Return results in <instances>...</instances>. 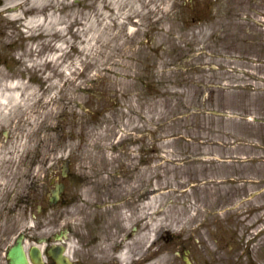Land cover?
<instances>
[{
    "label": "rangeland",
    "instance_id": "1",
    "mask_svg": "<svg viewBox=\"0 0 264 264\" xmlns=\"http://www.w3.org/2000/svg\"><path fill=\"white\" fill-rule=\"evenodd\" d=\"M29 3L50 8L62 29L50 16L39 23L44 47L53 34L61 46V76L48 93L23 81L20 101L0 104V185L18 184L23 153L38 139H59L62 158L72 155L86 179L109 183L116 207L128 208L145 185L151 200L138 216L148 238L166 228L200 232L214 221L224 240L233 235L257 257L264 250V0ZM236 52L243 60L234 64Z\"/></svg>",
    "mask_w": 264,
    "mask_h": 264
},
{
    "label": "flooded vegetation",
    "instance_id": "2",
    "mask_svg": "<svg viewBox=\"0 0 264 264\" xmlns=\"http://www.w3.org/2000/svg\"><path fill=\"white\" fill-rule=\"evenodd\" d=\"M29 1L0 0V80L35 82L41 93H47L59 74L57 66L44 62L51 49L40 50L39 36L28 35L32 28L28 21L37 14L28 7ZM36 145L35 156L27 148L20 164L26 167L27 178L29 167L36 169L31 174L38 180L33 186L36 195L23 185H0V264L18 263V246L22 264H243L244 255L251 264L264 263L262 245L255 257L249 247L246 251L243 245L236 246L233 235L224 241L214 221L201 225L200 232L190 228L167 233L165 250L158 253L140 234L139 207L129 203L131 216H117V208L109 204L108 185L86 180L70 158L60 164L57 142L41 138ZM148 195L144 190L142 197Z\"/></svg>",
    "mask_w": 264,
    "mask_h": 264
},
{
    "label": "bare ground",
    "instance_id": "3",
    "mask_svg": "<svg viewBox=\"0 0 264 264\" xmlns=\"http://www.w3.org/2000/svg\"><path fill=\"white\" fill-rule=\"evenodd\" d=\"M48 16H50L53 20L54 29L57 31H62L61 27L59 25L57 26L55 14H53L51 12V13H49ZM38 20H39V17H36L34 19H29L28 23L33 26L35 24V22ZM42 23L45 24V22H42ZM66 29L68 31H70V26H67ZM51 46H52V49H55V50L58 49L59 47H61L60 44L55 45L53 42L51 43ZM52 58H53V56L50 55V59H52ZM16 83H17L16 81H8L7 88L3 89L0 92V104L2 107H4L5 104H9V103L14 104L15 102L20 101V96L16 92ZM150 200H151V197H149V202H150ZM123 256L124 255H122V257Z\"/></svg>",
    "mask_w": 264,
    "mask_h": 264
},
{
    "label": "water",
    "instance_id": "4",
    "mask_svg": "<svg viewBox=\"0 0 264 264\" xmlns=\"http://www.w3.org/2000/svg\"><path fill=\"white\" fill-rule=\"evenodd\" d=\"M18 264V263H17Z\"/></svg>",
    "mask_w": 264,
    "mask_h": 264
}]
</instances>
